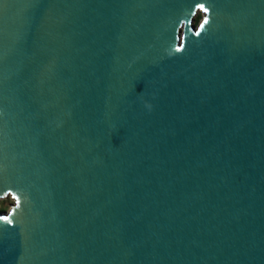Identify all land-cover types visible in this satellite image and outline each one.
<instances>
[{"label":"water","instance_id":"95a60500","mask_svg":"<svg viewBox=\"0 0 264 264\" xmlns=\"http://www.w3.org/2000/svg\"><path fill=\"white\" fill-rule=\"evenodd\" d=\"M6 198L0 264H264V0H0Z\"/></svg>","mask_w":264,"mask_h":264},{"label":"rangeland","instance_id":"374dc122","mask_svg":"<svg viewBox=\"0 0 264 264\" xmlns=\"http://www.w3.org/2000/svg\"><path fill=\"white\" fill-rule=\"evenodd\" d=\"M204 17L203 13L199 12L195 18H194V25H197L199 21ZM13 204L12 199L6 198V199H0V213H6L10 210L11 206Z\"/></svg>","mask_w":264,"mask_h":264},{"label":"snow or ice","instance_id":"6c2138e0","mask_svg":"<svg viewBox=\"0 0 264 264\" xmlns=\"http://www.w3.org/2000/svg\"><path fill=\"white\" fill-rule=\"evenodd\" d=\"M207 21H205V23H206ZM6 219V218H5Z\"/></svg>","mask_w":264,"mask_h":264}]
</instances>
